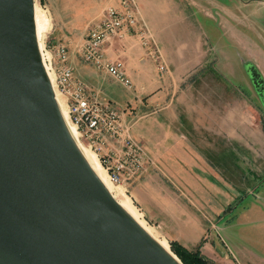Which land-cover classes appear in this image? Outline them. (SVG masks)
I'll list each match as a JSON object with an SVG mask.
<instances>
[{
  "label": "rangeland",
  "instance_id": "1",
  "mask_svg": "<svg viewBox=\"0 0 264 264\" xmlns=\"http://www.w3.org/2000/svg\"><path fill=\"white\" fill-rule=\"evenodd\" d=\"M134 1V9L139 11L136 26L129 28L125 37L108 42L120 40L128 45L126 66L137 69L139 61L149 65L141 75L151 79L150 84L129 89L96 73L80 53L90 29L119 3L35 0L48 19L43 29V57L53 67L50 72L62 111L68 112L67 99L59 92L53 73V50L58 43L68 45L70 58L81 69L86 65L84 71L91 79H103L108 91L125 99L117 109L121 118L132 125L145 148V140L150 142L153 149L146 148L151 160L146 175L123 185L111 183L128 195L142 218L170 244L181 264L186 263L172 242L188 249L200 248L213 264H264V0ZM54 32L56 37L52 38ZM160 65L166 68L160 70ZM169 110L172 116L186 119L187 149L199 154L192 165L183 166L180 159L176 162L168 157L174 158L181 151L173 148L175 128L158 120L161 111L170 119ZM80 140L90 147L89 141ZM213 141L229 144L223 167L214 170L224 194L223 201L213 200L211 206L216 209L224 202L218 217L210 212L211 182L205 178V169L215 168L205 158L206 147ZM150 175L155 179L148 181ZM192 186L198 188L193 190ZM181 191L191 195L186 197ZM210 244L217 249L216 261L210 258Z\"/></svg>",
  "mask_w": 264,
  "mask_h": 264
},
{
  "label": "water",
  "instance_id": "2",
  "mask_svg": "<svg viewBox=\"0 0 264 264\" xmlns=\"http://www.w3.org/2000/svg\"><path fill=\"white\" fill-rule=\"evenodd\" d=\"M0 264H178L72 141L40 53L35 0H0Z\"/></svg>",
  "mask_w": 264,
  "mask_h": 264
},
{
  "label": "built area",
  "instance_id": "3",
  "mask_svg": "<svg viewBox=\"0 0 264 264\" xmlns=\"http://www.w3.org/2000/svg\"><path fill=\"white\" fill-rule=\"evenodd\" d=\"M132 5L134 7H132ZM134 0H120L110 7L107 16L88 32L81 43L84 60L127 88L133 81L121 60L106 56L104 45L114 38H123L138 22ZM139 12V11H138ZM55 82L67 101V111L82 140L97 153L112 183L123 185L144 176L151 162L147 149L132 135L130 123L124 122L110 100L80 78L71 64L66 43L53 50ZM51 69V63L49 62ZM166 65H160L163 70ZM53 70V69H52Z\"/></svg>",
  "mask_w": 264,
  "mask_h": 264
},
{
  "label": "crops",
  "instance_id": "4",
  "mask_svg": "<svg viewBox=\"0 0 264 264\" xmlns=\"http://www.w3.org/2000/svg\"><path fill=\"white\" fill-rule=\"evenodd\" d=\"M113 1H116L115 2L116 5H117V3L120 2L119 0H113ZM139 1L141 2V4H146L148 1H161V0H139ZM140 2H139V5H140ZM55 34H56V32H54L52 38L56 37ZM105 50H106V56L108 58H110V56L108 54H111V55L113 54L116 57V59L121 60L124 63L125 70H126L127 74L129 75V77L132 79L134 85H137V86L143 85L144 86V85L150 84L151 79L144 78L143 75H141V72L144 73V71L148 69V66H149L148 63L139 61V63L137 64V66H138L137 69H134L135 68L134 65L126 66V63H125L126 62V56L128 54H130V52H129L128 45L125 46L123 41L115 40L114 42H110V43L105 45ZM82 58H83V56H82ZM71 60L73 62V64L72 63L71 64L74 67L76 74L80 78H82V80L86 84H88L90 87H92L95 91H100L101 94L106 96L110 100V102L112 103L114 108L118 109V106L122 107V101L125 100L124 98H121V97L113 94L112 92L108 91V85L107 86L105 85V82H103V79L102 80L101 79H98V80L91 79L87 75V73L84 71L85 70L84 68L87 67L86 65H83L82 69H81L78 66V63H76L74 61V58H71ZM83 60H84V58H83ZM86 63L88 65L92 66L93 69L96 71V73L100 72V74L102 73L104 76L106 75L105 77H110L109 75H107V74L103 73L102 71H100L94 65H92V64H90L88 62H86ZM170 113H171L170 119L173 118L172 120H170L168 118V116H167V114L165 112L161 111V113L160 114L158 113V115H157L159 123L161 122V124H165L166 125L165 127L175 128V130H176V135L175 136L170 135V136L176 138L175 139V146L173 148L177 149V151L180 149L181 151L179 153H176L174 158L170 157L169 155H168V157L170 159H174L176 162H178V160L180 159L182 161V162H179L180 165H183V166L188 165V164L192 165L193 164L192 160H194L195 158L198 159L199 158V154L196 155L195 153L189 152L190 150H192L191 148H188L189 150L187 149L188 143H186L187 141H186V139H184V138H187V134H188L187 129L185 128V125H184V122H185L186 119L182 115L179 116V117L176 116V115L172 116L173 111H170ZM144 116H146V115H144ZM144 116H142V117H144ZM122 119H123L124 122H127L126 119H124V118H122ZM190 122H191V120H190ZM131 133L138 141H140L139 138L137 137L138 134H136V133H134V131H132V126H131ZM167 136H169V135H167ZM195 142L196 143H193L194 147L198 150L199 149L198 148V143H197L196 140H195ZM166 144L164 145L163 149L166 148ZM144 145H146V148H148V149H153V148L150 147V142L149 141L145 140V144ZM226 147L228 148L229 144H225V142H219V143L216 142V143H214V141L210 142V146L206 147V149L208 150L207 154H205V156H206L205 158L207 160L206 161L207 164L210 166V161H212V163L215 164V166H214L215 168L210 167L209 169L208 168L205 169V171L208 172V174H205L206 181H208L209 183L211 182L210 183V187H209L210 188V204H208L209 208L212 206L213 203H215V202H213V200L219 201V202L223 201L222 197L224 196V194H223V191L222 192L220 191V186H218L220 184L219 183L220 177H219L218 174H216L214 172V170L218 169L217 167H219V168L223 167V163L225 161L224 158L225 157L227 158V156H229V155H225L224 150H225ZM201 158L203 159L204 157L202 156ZM187 160H190V163L187 162ZM168 163H169L168 159H166L165 165H167ZM195 166H197V165H195ZM194 171H197V173H200L199 172L200 170H195L194 169ZM160 172L165 173V171L163 169ZM192 178H193V180L195 179V181H198L197 177H193L192 176ZM153 179H155V175H150L147 178L148 181H151ZM263 183H264V181L262 182L261 185H263ZM192 188H193V190H195L198 187L197 186L196 187L192 186ZM206 192H207V190H206ZM181 194L185 195L186 197L187 196L189 197L191 195V193H190V195H188V194H186L183 191H181ZM191 198L192 197H190L189 199H191ZM210 209H211L210 212L214 215V217H218L217 215H220L221 212H222V209H224V202H222V204L219 203L218 207L216 209H215V207H211ZM210 245H212V244H210ZM213 248L214 247L212 245V247L210 248V258L213 261H216L217 260L216 259L217 258V249H215V248L213 249ZM229 251L235 257V255L232 253L231 249ZM235 259H236V257H235ZM232 261H234V260H232ZM237 262H238V260H237ZM240 264H242V263H240Z\"/></svg>",
  "mask_w": 264,
  "mask_h": 264
},
{
  "label": "bare ground",
  "instance_id": "5",
  "mask_svg": "<svg viewBox=\"0 0 264 264\" xmlns=\"http://www.w3.org/2000/svg\"><path fill=\"white\" fill-rule=\"evenodd\" d=\"M41 9L36 6L35 4V23H36V33H37V39L38 44L40 48V53L42 56V60L44 63V67L46 69V72L50 78V81L52 83V86L54 88V82L53 78L51 76L50 72V66L46 64L44 61V51H43V29L45 28V23L47 22V18L43 15ZM55 91V88H54ZM56 98L58 100L60 108L62 107L60 104V101L58 99V96L55 91ZM65 111V110H64ZM62 117L64 120V123L66 125V128L68 130V133L70 134V137L72 138V141L74 142L76 148L78 149L81 156L84 158L96 178L100 181V183L104 186V188L110 193V195L116 200L120 208L126 213V215L134 221V223L146 234L148 235L165 253H167L176 263L181 264L180 259L178 256L172 251L170 244L163 238L159 237L154 228L149 225L140 215V213L134 208V205L132 204L131 200L129 199L128 195L121 190L120 187H114L111 183V180L108 176V173L104 166L102 165L99 157L91 151L88 147H86L80 140V134L77 130V127L74 123L71 122L69 113H64L62 111ZM98 157V158H97ZM99 159V160H98ZM114 184V183H113Z\"/></svg>",
  "mask_w": 264,
  "mask_h": 264
},
{
  "label": "trees",
  "instance_id": "6",
  "mask_svg": "<svg viewBox=\"0 0 264 264\" xmlns=\"http://www.w3.org/2000/svg\"><path fill=\"white\" fill-rule=\"evenodd\" d=\"M171 244L174 251L186 264H213L205 255L202 254L200 248L188 249L176 241Z\"/></svg>",
  "mask_w": 264,
  "mask_h": 264
}]
</instances>
